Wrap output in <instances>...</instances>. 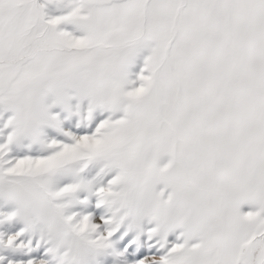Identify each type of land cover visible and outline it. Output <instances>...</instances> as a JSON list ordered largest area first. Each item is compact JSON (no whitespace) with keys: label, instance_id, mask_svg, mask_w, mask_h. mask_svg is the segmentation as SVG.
Instances as JSON below:
<instances>
[{"label":"snow or ice","instance_id":"6c2138e0","mask_svg":"<svg viewBox=\"0 0 264 264\" xmlns=\"http://www.w3.org/2000/svg\"><path fill=\"white\" fill-rule=\"evenodd\" d=\"M0 264H264V0H0Z\"/></svg>","mask_w":264,"mask_h":264}]
</instances>
